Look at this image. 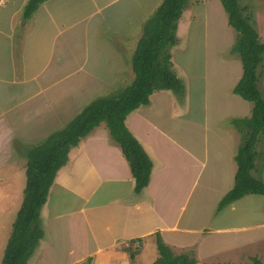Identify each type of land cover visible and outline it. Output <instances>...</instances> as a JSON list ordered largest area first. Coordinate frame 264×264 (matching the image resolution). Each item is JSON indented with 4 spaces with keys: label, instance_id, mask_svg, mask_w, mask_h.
Wrapping results in <instances>:
<instances>
[{
    "label": "crops",
    "instance_id": "1",
    "mask_svg": "<svg viewBox=\"0 0 264 264\" xmlns=\"http://www.w3.org/2000/svg\"><path fill=\"white\" fill-rule=\"evenodd\" d=\"M29 1L0 0V171L16 166L36 140L63 129L93 100L108 96L119 82L133 76L132 58L144 24L162 4L160 0H49L27 19ZM127 1L122 16L125 29L118 19L115 30L99 25L98 18ZM106 45L113 55L102 60ZM233 80L223 74L219 84L227 89ZM237 84L216 103L227 116L250 108L245 116L250 117L253 105L239 100L234 93ZM164 91L155 92L148 106L126 119L127 128L153 162L148 187L135 192L130 166L106 124H101L71 150L67 165L58 172L40 214L42 240L47 233L58 244L64 237L77 261L93 257L102 264L116 255V263L127 264L129 255L121 248L132 241H141L144 247L143 239H156L158 233L174 251L197 247L199 255L207 250L211 256L217 241L242 240L244 233L264 230V218L248 225L239 219L244 204L252 208L255 197L264 196H246L217 212L235 185V157L241 144L235 129L215 124L213 130L219 135L215 143L223 142L226 151L222 146L210 151L209 137L195 140L177 124L160 123L159 102H168ZM183 103L187 107L188 100ZM185 125L194 130L197 124ZM175 128L184 138L172 135ZM217 218L225 220L217 222ZM47 247H38L37 255Z\"/></svg>",
    "mask_w": 264,
    "mask_h": 264
},
{
    "label": "trees",
    "instance_id": "2",
    "mask_svg": "<svg viewBox=\"0 0 264 264\" xmlns=\"http://www.w3.org/2000/svg\"><path fill=\"white\" fill-rule=\"evenodd\" d=\"M49 0H30L24 16L29 19ZM228 16L229 26L236 31L233 51L239 55L243 74L234 93L253 104L251 116L234 120L242 141L235 157L237 173L235 185L220 201L217 212L249 195L264 196V182L253 175L259 158L257 146L264 137V98L259 89V68L264 62V42L257 31L253 17L246 13L239 0H219ZM189 0H163L160 7L145 22L143 35L132 58L133 82L108 96L88 104L63 129L51 134L41 145L27 152L26 187L22 206L13 223L2 264H28L44 237L40 214L46 205L58 172L67 165L71 150L101 124H106L112 139L120 146L135 180V192L148 187L153 162L141 143L126 126L127 117L150 104L157 91H171L177 97L185 94L183 81L173 71L170 50L178 44V22ZM159 257L153 264H198L190 254H176L156 236ZM138 243V245H137ZM138 246V247H136ZM132 261L142 253L141 241H132L122 247ZM92 258H89L91 261ZM253 264H263L258 258Z\"/></svg>",
    "mask_w": 264,
    "mask_h": 264
},
{
    "label": "rangeland",
    "instance_id": "3",
    "mask_svg": "<svg viewBox=\"0 0 264 264\" xmlns=\"http://www.w3.org/2000/svg\"><path fill=\"white\" fill-rule=\"evenodd\" d=\"M129 1L123 3L121 7H117V10L116 8L111 9L105 13V17L98 18L99 25L109 26L115 30L116 22L119 20L121 29H125L127 25L122 22L125 16L124 5L129 4ZM161 2L163 3V0H160ZM239 3L247 9L246 13L253 17L255 27L260 34L261 40L264 41V0H239ZM116 13L119 15H116ZM177 36L178 44L170 50L173 71L183 81L185 94L188 93V98H186L185 94L182 98H179L171 91H164L167 95L165 94L163 96L167 97L168 102H159L160 123L177 124L184 128L183 130L185 132L191 133L189 137L195 140L205 139V136L209 137L211 141L209 145L207 144V147L210 151L213 147L216 150L221 148L223 144V142L222 144L215 143V139H218L219 135L215 134L213 126L215 124L220 126L229 124V126L232 125L235 129L233 131L235 135L232 132L233 135L241 143L242 134L232 122L248 116L250 108L244 110L243 114H229L227 116L224 115V113L227 114L226 110H223L216 103L218 98L220 99L219 101L222 100L225 92L231 93V88L237 84L243 74L240 57L233 51L237 33L229 26L228 16L221 2L219 0H189L186 10L178 22ZM103 51L105 55L101 57L103 58L102 60L112 57L113 51L108 48V45L104 46ZM128 52L124 54L125 57H127ZM96 57L99 56L96 55ZM94 67L101 69L99 65H93ZM223 74L234 79L233 82H230L227 89L219 84V80ZM259 74V89L264 98V62L259 68ZM133 80L134 74L132 77L130 75L126 82H119L116 88L111 90V94L120 87L123 88L125 85H130ZM205 88L209 89V92ZM205 91L208 94H205ZM185 99L186 101L188 100L187 107L183 103ZM239 100L252 108L253 104L247 103L241 98ZM185 124L197 125H195V129L193 130L189 128L191 125ZM205 126L207 127V131ZM172 135L176 138H184L180 136L176 128ZM46 139L42 136L36 140L37 144L34 146L41 145ZM204 148L205 146H203ZM222 148L226 151V146H222ZM257 151L259 158L256 161L257 166L256 170L253 171V175L263 181L264 137L261 138L257 146ZM26 155L27 153L25 154V158L16 160V166L11 165L10 168L0 171V264H2L4 251L12 230V224L16 219L24 199V189L27 182ZM203 156L205 157V155ZM204 157L203 159H205ZM197 194L198 190L195 192V196ZM261 202H264L262 197H255L252 208L248 204H244L243 209L240 210L242 211V218L240 217L239 219L243 220L245 225H248L250 222H259V219L264 218V213L262 212L264 203ZM189 208L187 207V210ZM224 220L217 218V222H223ZM241 239L236 241H233L234 239L217 241L219 243L218 250L216 249V254H210L211 256L206 253L208 252L207 250L203 251L204 254L199 255L197 247L173 251L176 254H190L196 258L198 264H253V258L260 259L264 264V230L257 229L247 234L244 233ZM143 240V253L135 261H132L128 256L127 264H153L157 260L159 251L156 239ZM58 242L59 244L51 238V234L47 233V236L44 240L40 241L38 247H49L41 250V253L38 255L36 253L38 252L37 247L28 264H101L100 262H95L93 257H91V261H89L90 257L85 259L81 258L77 261L76 256L68 252L67 242L64 237H60ZM116 257L118 256L111 255V257L104 260V263L123 264L122 260L116 263Z\"/></svg>",
    "mask_w": 264,
    "mask_h": 264
}]
</instances>
